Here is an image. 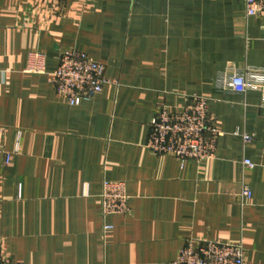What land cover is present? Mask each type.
Listing matches in <instances>:
<instances>
[{"label":"crops","instance_id":"obj_1","mask_svg":"<svg viewBox=\"0 0 264 264\" xmlns=\"http://www.w3.org/2000/svg\"><path fill=\"white\" fill-rule=\"evenodd\" d=\"M67 49L109 81L74 106L50 81ZM33 53L43 72L27 70ZM235 72L262 88H226ZM193 96L221 133L214 156L149 150L160 106ZM105 179L125 183L129 214L103 215ZM189 240L241 245L246 264H264V14L247 16L245 0H0L2 257L162 264Z\"/></svg>","mask_w":264,"mask_h":264},{"label":"built area","instance_id":"obj_2","mask_svg":"<svg viewBox=\"0 0 264 264\" xmlns=\"http://www.w3.org/2000/svg\"><path fill=\"white\" fill-rule=\"evenodd\" d=\"M46 5L47 15L44 20L49 21L56 14L57 4L52 2ZM245 14H264V0H245ZM31 55L33 62L27 70L43 72L42 55ZM50 81L56 93L72 106L90 101L109 82L104 77V66L101 63L75 49H67L59 54L57 67L50 74ZM224 86L240 94L262 88L261 83L247 80L238 72L231 74ZM207 108V99L202 96H193L182 107L160 106L149 123L150 132L146 143L149 150L156 154L175 156L181 161L212 158L221 133L211 124ZM243 139L250 141L252 136L244 134ZM243 164L253 167L250 160H243ZM242 195L249 197L250 191L244 188ZM100 198L104 216L129 214V197L123 181L103 180ZM111 228L109 224L104 226L105 230ZM0 264H10L1 253ZM162 264H246L245 250L241 245L213 240H189L174 260Z\"/></svg>","mask_w":264,"mask_h":264}]
</instances>
